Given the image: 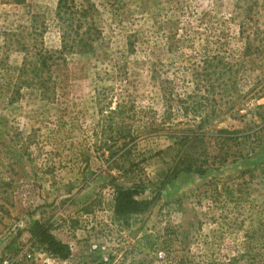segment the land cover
<instances>
[{"label": "rangeland", "instance_id": "obj_1", "mask_svg": "<svg viewBox=\"0 0 264 264\" xmlns=\"http://www.w3.org/2000/svg\"><path fill=\"white\" fill-rule=\"evenodd\" d=\"M92 2L102 37L41 85L23 67L61 49L59 0H0V264H260L264 246L256 262L238 256L264 220V0ZM194 93L203 107L185 114ZM164 117L181 123L178 143L215 125L167 150ZM214 129L258 133L220 150ZM231 150L247 156L220 164ZM187 158H208L206 173L173 177ZM118 186L137 187L150 211L118 220ZM41 230L71 256L52 254Z\"/></svg>", "mask_w": 264, "mask_h": 264}, {"label": "trees", "instance_id": "obj_2", "mask_svg": "<svg viewBox=\"0 0 264 264\" xmlns=\"http://www.w3.org/2000/svg\"><path fill=\"white\" fill-rule=\"evenodd\" d=\"M95 11V4L92 0H82L78 2L76 0H59L57 10H56V21L62 30V45L59 51L49 52H39L38 56L35 60H31L24 64L23 72L27 79L25 80L26 83L31 84L32 81H37L39 84H44L45 80L42 77L43 73L50 72L51 68L54 65L59 63L66 62V55L72 54L75 52L84 53L88 52L89 50L93 49L94 41L101 38V31L92 23L90 22V17ZM213 62V61H212ZM210 65V64H209ZM219 63L215 65L214 62L211 63L210 67H214L212 73H214L215 79L218 81V86L222 88L221 91H227L224 89V77L226 76L225 71H217L220 69ZM48 72V73H49ZM211 75V73H210ZM213 75H211L212 77ZM215 85L212 86V92H216ZM219 88V89H220ZM198 94H187L184 99H181L182 104L184 105V113H199L203 107V103L197 101ZM201 98V96H200ZM202 100H206L202 98ZM192 101V102H190ZM210 101V100H208ZM205 107V106H204ZM212 114L217 113L216 108H212ZM167 115H172V112H167ZM165 122L167 117H164ZM164 122V123H165ZM169 130L167 134L170 138L174 141L173 145H170L167 150H172L175 143L177 141V132L175 130V126L181 124L169 121ZM215 125L211 118L207 117L204 119L198 129L190 128L188 131L192 133H183L180 135L179 145L180 143H185L191 141L192 138H205L206 132ZM155 131L162 130V126L154 127ZM164 130V129H163ZM213 132L220 133L215 137L216 143L219 145L221 142L220 150H225L226 146H230V142H237L241 141L243 143L244 140L249 139L250 137L254 136L258 132L248 133L246 130H229V129H217L212 130ZM201 132V133H200ZM205 133V134H204ZM241 139V140H240ZM229 143V144H228ZM229 149H232L231 146ZM229 155V156H228ZM245 157L247 153L242 152V150L230 153L225 151L223 157H218L220 164H225L229 161V157ZM120 157V156H119ZM217 159V158H216ZM217 161V160H216ZM208 158L206 160H192V158H187L185 162H180L179 164H175L171 171L173 177H178L183 172H196L201 175L206 173L205 165L208 163ZM264 170V168H263ZM140 195V191L137 187L134 188H124L122 186H118L115 195V215L118 220H125L127 221L128 218L132 215L143 214L150 211L153 202L148 199H139L138 196ZM40 236L45 241L47 249L57 257L61 259H67L71 256V248L68 244L58 240L53 234L47 232V230H41ZM246 238L243 241V246H250V248H246L244 252L240 254V258L248 257L249 259H255L254 262L257 261V257L262 256L261 254H253L252 246H264V220L259 223V225L255 228L246 232ZM145 239H148V243L151 248H153L154 244L152 241V235L147 234L143 236ZM260 264H264V260L260 261Z\"/></svg>", "mask_w": 264, "mask_h": 264}]
</instances>
